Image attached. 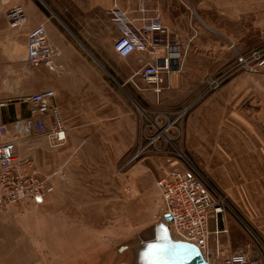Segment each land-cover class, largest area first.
<instances>
[{
    "label": "crops",
    "instance_id": "obj_1",
    "mask_svg": "<svg viewBox=\"0 0 264 264\" xmlns=\"http://www.w3.org/2000/svg\"><path fill=\"white\" fill-rule=\"evenodd\" d=\"M259 1L0 0V96L7 99L53 89V102L61 108L66 126L64 144L50 147L43 135L34 132L26 141L19 142L18 155L26 156L28 145L32 144L34 166L43 176L63 167L68 173L66 181L72 182L76 181V174L87 173L90 165L93 168L100 166L93 171L102 173V180H106L104 171L112 170L116 165H126L131 155L128 154L140 142L141 108L173 114L172 107L189 99L206 70L226 68L233 59L237 60L240 51L253 46L255 27L264 30V1ZM17 3L25 10L26 22L13 28L8 22L7 11ZM114 6L128 12L138 22L160 16L170 40L156 50L137 49L126 57L119 56L114 50V42L125 30L110 13ZM40 24L45 26L58 55L53 66L34 68L27 61L28 33ZM166 56L170 57L173 69L167 76L166 88L162 90L167 96L129 95L124 88L127 85L134 87L140 95L149 90L141 86L143 80L136 75L142 65L139 58L151 61ZM35 73L38 79L30 83ZM261 80L264 82L263 73L248 74L247 88H251V84L258 86ZM234 86V82L231 83L232 91ZM220 94L209 96L197 107L198 112L214 115L221 110L237 112L240 96L236 92ZM28 115V107L20 102L0 105V122L10 124L14 119ZM52 182L53 192L41 203L55 202L67 186L58 176ZM126 185L123 181L117 189L125 191ZM101 191L106 193L105 189L101 188ZM33 202L23 200L21 205L26 208ZM7 208V211H19L15 204H8L1 211ZM2 221L0 252L3 250L1 244H7L16 234L9 224H1ZM165 222L169 225L168 221ZM90 227L88 224L87 228ZM216 228L221 230L219 234L227 231L225 227L220 228L218 217L211 216L209 230L215 231ZM169 229L171 232L170 225ZM154 235L123 245L120 264H138L140 254ZM219 237L214 240L218 248L222 244ZM214 243L209 236L210 246ZM224 246L228 247V244L224 243Z\"/></svg>",
    "mask_w": 264,
    "mask_h": 264
},
{
    "label": "rangeland",
    "instance_id": "obj_2",
    "mask_svg": "<svg viewBox=\"0 0 264 264\" xmlns=\"http://www.w3.org/2000/svg\"><path fill=\"white\" fill-rule=\"evenodd\" d=\"M255 28L253 46L240 51L226 68L206 70L189 99L172 107L173 114L141 108V139L128 156L139 155L126 165L104 171L106 180L93 171L100 166L88 165L87 173L76 174V181H66L68 173L61 179L67 186L55 202H33L26 208L20 202L14 203L18 212L0 210L1 224L16 231L7 244H1L0 264H120L123 245L151 238L152 226L166 221L156 182L165 170L178 169L194 171L213 196L223 201L218 224L227 231L216 234L210 230L212 243L220 235L222 244L210 246L208 260L223 264L232 253L245 252L257 264H264V82L247 88L246 81L250 73L264 74V30ZM254 51L261 57L253 56ZM223 72L227 76L222 84L208 89L207 78ZM36 79L37 73L30 83ZM140 84L150 91L140 95L131 85L124 88L132 96H167L162 91L167 80L160 92L145 81ZM231 92L240 96L237 112H198L197 107L209 96ZM11 98L17 96H0V103ZM188 104L189 110L177 118ZM123 181L126 190H118Z\"/></svg>",
    "mask_w": 264,
    "mask_h": 264
},
{
    "label": "built area",
    "instance_id": "obj_3",
    "mask_svg": "<svg viewBox=\"0 0 264 264\" xmlns=\"http://www.w3.org/2000/svg\"><path fill=\"white\" fill-rule=\"evenodd\" d=\"M115 18L123 26L125 33L114 42V50L121 57H126L141 49L152 51L168 43L170 34L158 15L150 17L145 22H138L128 12L118 6L110 9ZM7 19L11 27L17 28L26 22V13L19 3L12 5L7 11ZM57 52L54 51L43 24L32 28L28 33L27 61L34 68L53 66ZM253 56L261 57L254 51ZM241 61L243 58L240 57ZM142 64L136 75L160 92L166 83L168 74L172 71L169 56L147 61L139 58ZM227 76L223 72L216 77H208V89L218 88ZM55 91L25 93L17 98H11L0 105L14 101L25 104L29 115L18 117L10 124L0 122V210L8 204H18L23 200L40 202L54 190L53 177L66 178L63 169L55 170L47 176L40 174L34 166V145H28L27 155L20 157L17 153L19 142L26 141L34 132L43 135L50 147H58L66 140V126L61 108L53 102ZM190 104L176 114L177 118L184 115ZM46 116V118L44 117ZM9 136V138H7ZM154 138V137H153ZM152 138V140H153ZM150 142H152L150 140ZM139 155L137 152L129 161ZM165 203V216L173 236L179 240L195 243L206 255L208 260L211 252L209 245V220L211 216L218 217L223 212L221 198H215L201 177L191 170H165L156 182ZM216 228L215 233L219 234ZM217 251L219 249L217 248ZM209 261V260H208ZM223 264H257L248 253H232L224 259Z\"/></svg>",
    "mask_w": 264,
    "mask_h": 264
},
{
    "label": "water",
    "instance_id": "obj_4",
    "mask_svg": "<svg viewBox=\"0 0 264 264\" xmlns=\"http://www.w3.org/2000/svg\"><path fill=\"white\" fill-rule=\"evenodd\" d=\"M165 218L169 220L167 215ZM152 231L155 235L140 254L138 264H215L203 256L195 243L174 239L164 220L152 226Z\"/></svg>",
    "mask_w": 264,
    "mask_h": 264
},
{
    "label": "bare ground",
    "instance_id": "obj_5",
    "mask_svg": "<svg viewBox=\"0 0 264 264\" xmlns=\"http://www.w3.org/2000/svg\"><path fill=\"white\" fill-rule=\"evenodd\" d=\"M171 235L173 236V233H172V231H171ZM174 239H176L175 237H174ZM202 252V251H201ZM202 254H204L203 252H202ZM205 257H206V255H204ZM207 258V257H206Z\"/></svg>",
    "mask_w": 264,
    "mask_h": 264
}]
</instances>
